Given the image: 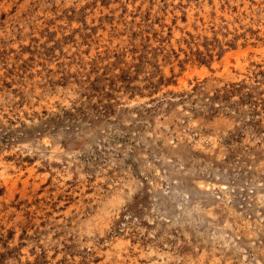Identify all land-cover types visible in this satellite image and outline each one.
Returning a JSON list of instances; mask_svg holds the SVG:
<instances>
[{
	"label": "rangeland",
	"instance_id": "rangeland-1",
	"mask_svg": "<svg viewBox=\"0 0 264 264\" xmlns=\"http://www.w3.org/2000/svg\"><path fill=\"white\" fill-rule=\"evenodd\" d=\"M0 264H264V0H0Z\"/></svg>",
	"mask_w": 264,
	"mask_h": 264
}]
</instances>
